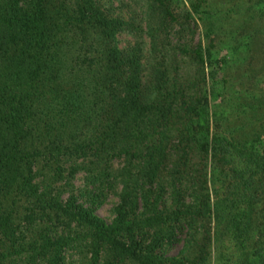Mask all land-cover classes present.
<instances>
[{
	"label": "trees",
	"instance_id": "1",
	"mask_svg": "<svg viewBox=\"0 0 264 264\" xmlns=\"http://www.w3.org/2000/svg\"><path fill=\"white\" fill-rule=\"evenodd\" d=\"M0 264H264V0H0Z\"/></svg>",
	"mask_w": 264,
	"mask_h": 264
},
{
	"label": "rangeland",
	"instance_id": "2",
	"mask_svg": "<svg viewBox=\"0 0 264 264\" xmlns=\"http://www.w3.org/2000/svg\"><path fill=\"white\" fill-rule=\"evenodd\" d=\"M118 45L119 46H123L124 43H126L127 41L130 40L129 37L127 36H119L118 37ZM74 184H78V181L75 180L74 181ZM115 201L114 198L112 197H108L96 210H95V214L98 215L99 217L105 219V220H109L110 217H111V214H110V207H111V204ZM177 249V247L173 250L175 251Z\"/></svg>",
	"mask_w": 264,
	"mask_h": 264
}]
</instances>
